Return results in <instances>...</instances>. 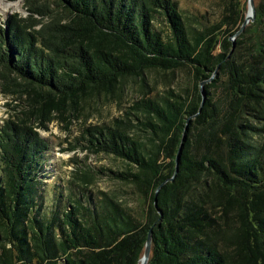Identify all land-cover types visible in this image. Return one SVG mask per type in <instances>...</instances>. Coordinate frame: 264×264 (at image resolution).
Here are the masks:
<instances>
[{
    "label": "trees",
    "instance_id": "trees-1",
    "mask_svg": "<svg viewBox=\"0 0 264 264\" xmlns=\"http://www.w3.org/2000/svg\"><path fill=\"white\" fill-rule=\"evenodd\" d=\"M219 4L212 22L174 0H25L0 23L1 93L38 128L148 71H187L193 89L135 102L138 133L129 118L89 129L86 149L123 164L106 172L120 187L97 204L69 194L61 214L36 203L49 145L0 120V264H139L150 229L148 264H264V0L235 42L248 3Z\"/></svg>",
    "mask_w": 264,
    "mask_h": 264
},
{
    "label": "rangeland",
    "instance_id": "rangeland-1",
    "mask_svg": "<svg viewBox=\"0 0 264 264\" xmlns=\"http://www.w3.org/2000/svg\"><path fill=\"white\" fill-rule=\"evenodd\" d=\"M174 1L188 16L205 15L210 21L215 22L222 14L220 0ZM242 1L248 3V0ZM5 2L9 9L0 6V23L15 14L23 17L28 15L25 0H5ZM157 24L160 28L166 29L162 21H158ZM192 91V76L187 71L174 74L148 71L144 74L142 82L126 83L124 90L114 97H94L83 105L80 113L70 116L66 121L56 119L46 124L47 129H43L38 128L39 124L32 123L27 116L22 118L21 113L28 104L24 98L5 96L0 90V120L1 124L9 119L12 122L24 120L30 123L49 145V151L41 157L39 162L41 171L37 176L39 184L37 183L36 186V203L37 205L43 203L46 209L61 214L66 210L65 197L69 194H77L79 198L85 201L91 199L97 204L103 194L111 196L112 192L120 187L106 172L107 170H122L123 164L113 159L112 156L92 153L86 149L88 143L85 139H90L87 132L89 129L94 131V127L112 126L117 119L129 118L128 129L133 133H138L134 128L135 119L126 114L135 102L143 98L170 97L173 94H180L184 97L190 95ZM126 191L128 195L124 197V203L138 209L141 201L139 202L131 194V188H127Z\"/></svg>",
    "mask_w": 264,
    "mask_h": 264
},
{
    "label": "water",
    "instance_id": "water-1",
    "mask_svg": "<svg viewBox=\"0 0 264 264\" xmlns=\"http://www.w3.org/2000/svg\"><path fill=\"white\" fill-rule=\"evenodd\" d=\"M255 20H256V5H255V0H248V12L246 14L245 20H244L241 28L239 29V31L235 34L234 37L231 38V41L232 42H235L236 39H237V37L246 29V27L250 23L255 22ZM215 75L216 74H214V76ZM214 76L211 79H209L208 81L202 82V84H201V95H202V99H203L202 105L204 104L205 98H206L205 91H204V85L207 82L211 81L214 78ZM190 120L191 119L188 120V123L190 122ZM187 131H188V127L185 130V133H184V137H183V140H182V144H181V148H180L179 154H181V152L183 150V146H184V143H185L186 138H187ZM171 180H174V177ZM152 244H153V229H150L149 230L148 237H147V241H146L144 255L141 258L139 264H148L149 259H150V255H151Z\"/></svg>",
    "mask_w": 264,
    "mask_h": 264
},
{
    "label": "bare ground",
    "instance_id": "bare-ground-1",
    "mask_svg": "<svg viewBox=\"0 0 264 264\" xmlns=\"http://www.w3.org/2000/svg\"><path fill=\"white\" fill-rule=\"evenodd\" d=\"M11 5H12V3H11ZM0 6H2L4 9H7L8 8L7 2H5V0H0Z\"/></svg>",
    "mask_w": 264,
    "mask_h": 264
}]
</instances>
